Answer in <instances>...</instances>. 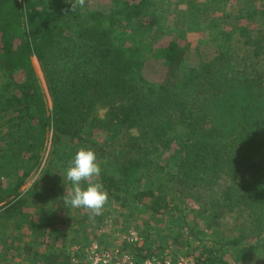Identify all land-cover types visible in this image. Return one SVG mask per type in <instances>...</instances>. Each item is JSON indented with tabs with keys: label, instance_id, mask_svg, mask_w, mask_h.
Here are the masks:
<instances>
[{
	"label": "trees",
	"instance_id": "1",
	"mask_svg": "<svg viewBox=\"0 0 264 264\" xmlns=\"http://www.w3.org/2000/svg\"><path fill=\"white\" fill-rule=\"evenodd\" d=\"M198 1L111 0L104 11L85 0H0V239L20 224L51 243L59 226L85 230L82 208L62 200L72 191L65 169L84 148L101 168L87 183H102L108 202L181 223L172 237L140 234L142 246L125 245L128 253L264 264V0H237L231 16L224 0ZM178 15L185 29H170ZM192 31H207L215 48L195 67L186 62ZM151 60L163 65V83L146 76ZM95 232L107 248L111 239ZM88 237L47 258L32 238L23 252L72 264L67 252L80 247L81 257ZM169 240L194 245L164 251Z\"/></svg>",
	"mask_w": 264,
	"mask_h": 264
},
{
	"label": "rangeland",
	"instance_id": "2",
	"mask_svg": "<svg viewBox=\"0 0 264 264\" xmlns=\"http://www.w3.org/2000/svg\"><path fill=\"white\" fill-rule=\"evenodd\" d=\"M85 1L89 4L90 7L96 6V8L99 7L100 9L107 11L109 9L108 6L111 0H89V2L88 0ZM198 5L200 8L202 6H205L206 0H199ZM257 5L258 7H261V5L259 6V3H257ZM237 7H238L237 0H224L222 6H220L219 8L231 16L236 14ZM176 11H184L183 6L181 8L179 7V8L171 9V13L173 14H177ZM213 16L218 17L219 14L215 12ZM179 17L180 15L176 16L175 18L172 16L169 19L168 27L170 29H173L174 27L185 29V25L182 24L181 21L176 20ZM186 43H188L190 47L186 56V62L188 66L195 67L201 60L209 61L213 58L215 54L214 45L210 43L209 33L207 31L188 32ZM182 45L185 44L182 43ZM33 66L39 78L42 88L45 89L41 70L39 68L37 61L34 59H33ZM145 74L149 79H151L155 83L160 84L163 83L164 81L165 69L161 64V62H156L151 60L146 64ZM48 106L50 107L49 101H48ZM49 150H50V142L47 143V151H46L47 153L45 154V156H47ZM38 176L39 175L34 174L32 177H30L29 182L26 184L24 189L29 187L38 178ZM51 176L53 177L55 176V178L60 177L59 174H55V173H52ZM51 182L52 181L48 182L47 184L48 188L49 186L52 185ZM27 213L30 215V220H33V222H35L34 224H36L38 222V217L36 215V212H34V209L28 210ZM80 216L85 217L84 219L81 220L83 223L86 222L82 226L85 227V230L76 229L77 227H74L73 224L71 225L70 229H67V226H59L55 232V235H53V237L56 238L55 240H57L55 243H51L50 241L47 242L44 240L42 241L38 240L37 234L34 233L35 232L34 227L27 226L24 224H20L21 227L18 228L20 230L19 234L17 233L15 235H9L12 231H8L9 233H6V238L0 239V264H42L41 259L29 260L23 252V247L26 246L29 243V241L32 243V238L36 239V243L34 244L33 247L34 250L37 252V254L47 258L49 255H51L52 252L56 251V254L61 253V250L63 249V244L67 242L69 243L70 240H73V238L75 239L77 238L78 240L84 241L85 236L89 235L87 239V245L89 243L91 244L94 241L91 232L92 231L95 232L96 230L97 231L93 234L98 235L101 233L102 235H105V237H107L106 241L108 239H111V241L108 240V243H111L114 234L117 232L116 230L118 227L119 228L123 227L124 232L133 231L139 235L140 234L145 235L146 233L149 232V230H151L152 237L160 238V236L172 237L177 233L176 229H179V226L181 225L180 222H177L176 224H171L168 218H165L163 220H161L162 218L161 219L153 218L145 207H141L133 204L130 205L129 208L123 209L119 204H115L111 201L107 202V204L102 210V213L98 216L93 215L90 211L85 209L81 210L79 217ZM188 221L191 222V218H189ZM146 223H148V225H146ZM198 223H199L198 228H202L203 223L199 220ZM232 223L233 220L228 224L231 225ZM82 231L85 232V236L81 234ZM182 241L184 240L182 239L181 242ZM187 244L189 245L185 244V246L179 247L176 244H172L169 240L167 244V248H165L164 251L173 250L178 252H187V250L192 249L194 245L193 242ZM9 247H12L10 253L14 255L13 257L11 255H8V253L6 252L7 248ZM225 260L227 261L228 264H234L228 255L226 256Z\"/></svg>",
	"mask_w": 264,
	"mask_h": 264
},
{
	"label": "clouds",
	"instance_id": "3",
	"mask_svg": "<svg viewBox=\"0 0 264 264\" xmlns=\"http://www.w3.org/2000/svg\"><path fill=\"white\" fill-rule=\"evenodd\" d=\"M96 161V154L91 149L81 148L76 152L64 173V179L72 185V191L62 200L67 207L82 208L98 216L108 202V194L102 183H87L91 178L101 175V168Z\"/></svg>",
	"mask_w": 264,
	"mask_h": 264
},
{
	"label": "built area",
	"instance_id": "4",
	"mask_svg": "<svg viewBox=\"0 0 264 264\" xmlns=\"http://www.w3.org/2000/svg\"><path fill=\"white\" fill-rule=\"evenodd\" d=\"M117 230L113 236L111 243H108V247L92 242L81 253V257H78L76 253L81 251L80 247H73L70 253L67 255L71 257L72 264H195V258L192 255L178 256L174 261L167 255L163 256V259H157L156 257L142 258L137 254H130L124 246L136 245L142 246V238L139 234L128 231L122 232ZM68 251V249H67Z\"/></svg>",
	"mask_w": 264,
	"mask_h": 264
}]
</instances>
